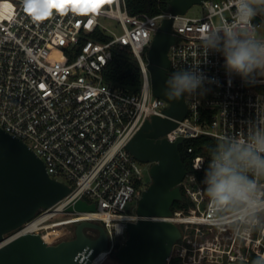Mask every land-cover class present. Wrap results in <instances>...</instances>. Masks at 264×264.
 <instances>
[{
    "label": "built area",
    "instance_id": "obj_1",
    "mask_svg": "<svg viewBox=\"0 0 264 264\" xmlns=\"http://www.w3.org/2000/svg\"><path fill=\"white\" fill-rule=\"evenodd\" d=\"M202 5L207 13L200 17L173 16L170 10L151 16L129 14L125 0H76L66 14L54 10L37 22L24 11L22 0H0V127L23 140L47 164L50 176L71 188L18 233L40 234L55 245L64 241L57 228L100 223L109 235V247L92 264H106L127 224L138 222V212L128 207L146 189L144 167L127 146L147 120L168 118L170 105L153 94L149 69V49L167 18L173 19L175 36L169 75L200 64L218 83L185 96L186 116L162 138L172 143L201 136L217 140L245 131L250 121H264V82L249 85L237 76L229 78L218 53H209L203 62L201 31L232 22L233 0H206ZM103 19L116 21L123 32ZM262 22L260 16L252 21ZM259 32L264 34V25ZM124 49L133 52L141 69L136 92L106 81L115 51ZM206 167V158L196 157L195 172L187 173L180 184L191 203L188 211L153 218L175 223L181 232L167 264H253L254 257L264 254V236L253 233L244 240L231 228L220 230L211 223L203 177L197 174ZM78 200L96 205V210L67 214L66 207ZM62 214L69 217L56 219Z\"/></svg>",
    "mask_w": 264,
    "mask_h": 264
},
{
    "label": "water",
    "instance_id": "obj_2",
    "mask_svg": "<svg viewBox=\"0 0 264 264\" xmlns=\"http://www.w3.org/2000/svg\"><path fill=\"white\" fill-rule=\"evenodd\" d=\"M204 1L171 0V14L184 15ZM172 23V18L162 22L149 49L153 94L169 103L168 118L155 116L147 120L127 146L136 159L151 164L152 183L139 200L140 219L127 224L128 239L114 253L123 264H167L181 237L175 223L153 219L173 214L174 203L184 198L180 184L187 175L179 150L184 139L172 143L162 138L188 111L185 97L169 101L163 95L171 67L169 51L175 42ZM129 89L136 92L140 87ZM70 191L67 184L50 176L47 164L33 149L0 127V264H92L97 255L108 249L109 235L105 227L91 221L77 223L75 238L55 245L48 244L40 234L18 233L39 211L53 208ZM95 210L96 205L78 200L67 206L65 212ZM86 229L97 232V236H88Z\"/></svg>",
    "mask_w": 264,
    "mask_h": 264
},
{
    "label": "clouds",
    "instance_id": "obj_3",
    "mask_svg": "<svg viewBox=\"0 0 264 264\" xmlns=\"http://www.w3.org/2000/svg\"><path fill=\"white\" fill-rule=\"evenodd\" d=\"M75 3L22 0L24 11L37 22L54 10L66 14ZM233 7L232 22L202 29L203 62H208L209 53H218L229 78L237 76L249 85L264 82V34L259 32L264 22L252 23L257 16L264 18V0H233ZM211 83L218 82L209 79L200 64H193L173 71L165 79L163 95L169 101H179L203 93L205 85ZM208 152L200 183L208 200L209 220L220 230L231 228L240 239L246 240L253 233L264 236V121L255 119L239 134L220 136ZM253 264H264V254H258Z\"/></svg>",
    "mask_w": 264,
    "mask_h": 264
},
{
    "label": "trees",
    "instance_id": "obj_4",
    "mask_svg": "<svg viewBox=\"0 0 264 264\" xmlns=\"http://www.w3.org/2000/svg\"><path fill=\"white\" fill-rule=\"evenodd\" d=\"M129 14L139 15L148 14L151 16L159 15L171 9V0H125ZM171 75V74H170ZM169 75V76H170ZM106 81L109 84L133 88L138 87L142 83L141 69L139 63L131 50H117L113 61L109 66V71L106 74ZM217 140L210 136H201L199 138L187 139L180 144L179 150L182 161L187 173H194L193 161L198 156L206 158V164L209 160L208 149L215 145ZM200 178L204 177V173H197ZM183 200L176 201L173 206V211L183 209L188 211L191 203L184 191H182ZM121 248V244L117 245V250ZM114 259H118L115 254L111 255ZM110 256V257H111ZM256 257H254L255 260ZM119 260V259H118ZM172 264H178L176 261Z\"/></svg>",
    "mask_w": 264,
    "mask_h": 264
},
{
    "label": "rangeland",
    "instance_id": "obj_5",
    "mask_svg": "<svg viewBox=\"0 0 264 264\" xmlns=\"http://www.w3.org/2000/svg\"><path fill=\"white\" fill-rule=\"evenodd\" d=\"M206 13H207V10L205 9V7L202 4H199V5L193 6L186 14L189 17H200ZM258 20L260 21V18H258ZM103 22H104V24H106L107 26H109L113 30L117 31L118 33L123 32L122 27L118 26L116 21L109 20V19H103ZM216 22H220V19L216 18ZM141 164L144 167L145 185L147 188L152 183V177L150 175L151 166H149L150 164H147V163L141 162ZM138 204H139V201H135V202L131 203L128 207V210L131 212L137 211ZM68 217L69 216L62 214L56 219H66ZM76 228H77V224H71V225H67L64 227L57 228V229H59L63 233L64 241H65V240H71V239L75 238ZM93 232L96 233L93 230L86 229V234L88 236L92 235ZM96 236H97V233H96ZM127 239H128V234L126 232V234L124 236L119 238V243L121 244V247H123L125 245ZM106 264H123V263L120 260L114 259V257L111 256V257H109V260L106 262Z\"/></svg>",
    "mask_w": 264,
    "mask_h": 264
},
{
    "label": "flooded vegetation",
    "instance_id": "obj_6",
    "mask_svg": "<svg viewBox=\"0 0 264 264\" xmlns=\"http://www.w3.org/2000/svg\"><path fill=\"white\" fill-rule=\"evenodd\" d=\"M149 166H151V164ZM96 233L93 232L92 235H90V236L93 237V238H95L96 237Z\"/></svg>",
    "mask_w": 264,
    "mask_h": 264
},
{
    "label": "snow or ice",
    "instance_id": "obj_7",
    "mask_svg": "<svg viewBox=\"0 0 264 264\" xmlns=\"http://www.w3.org/2000/svg\"><path fill=\"white\" fill-rule=\"evenodd\" d=\"M4 7H5V9H7L9 6L8 5H5ZM41 87H43V85Z\"/></svg>",
    "mask_w": 264,
    "mask_h": 264
},
{
    "label": "bare ground",
    "instance_id": "obj_8",
    "mask_svg": "<svg viewBox=\"0 0 264 264\" xmlns=\"http://www.w3.org/2000/svg\"><path fill=\"white\" fill-rule=\"evenodd\" d=\"M140 217V216H139Z\"/></svg>",
    "mask_w": 264,
    "mask_h": 264
}]
</instances>
